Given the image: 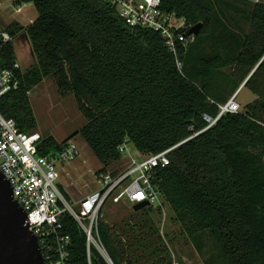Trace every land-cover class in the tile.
I'll list each match as a JSON object with an SVG mask.
<instances>
[{"label":"trees","instance_id":"1","mask_svg":"<svg viewBox=\"0 0 264 264\" xmlns=\"http://www.w3.org/2000/svg\"><path fill=\"white\" fill-rule=\"evenodd\" d=\"M13 3H31L36 11L32 23L5 29L12 39L27 35L35 63L16 71L18 88L0 100V113L36 134L29 94L53 78L61 95L74 97L85 124L63 143L43 140L41 154L79 135L106 170L120 162L125 142L151 155L178 145L156 179L173 219L201 253L204 238H214L217 254L206 264H264V3L162 0V11L185 20L182 33L201 24L194 43L179 51L180 69L159 33L130 27L100 0ZM222 8L245 24L227 19ZM12 41L0 45V69L16 63ZM254 69L243 88L259 99L219 117ZM204 116L215 122L209 127ZM102 215L98 232L114 264H140L138 247L166 264L164 250L152 248L148 236L118 241ZM60 222L71 240L68 264H88L85 234L67 213ZM91 264H107L94 248Z\"/></svg>","mask_w":264,"mask_h":264},{"label":"built area","instance_id":"2","mask_svg":"<svg viewBox=\"0 0 264 264\" xmlns=\"http://www.w3.org/2000/svg\"><path fill=\"white\" fill-rule=\"evenodd\" d=\"M100 1L115 9L130 27L159 33L166 48L176 58L177 68H181L179 51H185L194 43L196 35L181 32L186 29L185 20L175 13L162 11V0ZM22 12L23 7L16 6L15 13ZM10 41V34L0 28V45ZM17 70H21L17 63L13 68L0 69V100L18 88ZM240 110L233 97L220 107L219 117ZM204 119L210 123L209 127L215 122L207 116ZM40 144L36 134L20 131L14 120L0 113V172L10 184L14 200L27 214L29 231L37 238L44 264H68L71 240L61 233L60 216L64 213L69 214L85 234L88 264H91L92 248L107 264H114L99 236L100 213L108 202L118 204L121 201L132 207L146 203L144 208L164 209L157 174L170 164L169 154L178 145L151 155L137 150L132 152L127 149L129 143L125 142L119 147L120 162L114 164L115 167L92 173L96 189L75 200L70 196L67 198L63 192L65 188L60 183L58 164H71L79 158L77 143L68 140L56 153L47 155L41 154Z\"/></svg>","mask_w":264,"mask_h":264},{"label":"rangeland","instance_id":"3","mask_svg":"<svg viewBox=\"0 0 264 264\" xmlns=\"http://www.w3.org/2000/svg\"><path fill=\"white\" fill-rule=\"evenodd\" d=\"M256 1L264 3V0ZM240 5L243 6L242 4L238 6L241 7ZM16 6L13 0H0L1 29L5 30L14 21L20 26H25L35 18L36 11L31 3L23 4V12L20 14L15 13ZM215 10L218 12L219 8L215 6ZM220 12H224L227 19L232 17L239 24H245V21L242 20L244 18L233 10L222 8ZM12 40L16 63L22 71H25L35 63L28 37L26 34L20 33ZM29 98L37 121L36 135L39 137V142L51 137L57 143H63L85 124V119L78 110L74 97L61 95L53 78H47L36 86L30 92ZM256 99L259 97L245 88H241L234 97V101L240 105L241 110L246 104ZM71 140H75L77 143L80 156L71 164H58V169L60 183L63 184L67 194L76 200L96 189L93 182L95 178L92 173L96 170H102L103 166L98 163L79 135ZM127 149L136 152L133 144H128ZM126 155L127 152L124 153V156ZM112 167L115 165L109 168ZM74 208H76L75 205ZM102 213L101 218L118 241L125 242L123 240L131 238L132 234L144 238L148 236V240L153 241L152 248L159 247V250L160 248L164 250L162 256L165 254L166 264H206L217 254L216 242L211 236L204 238V251L199 252L184 234L180 225L173 219L174 214L166 203L164 209L136 213L131 204L125 201L118 204L108 202ZM138 255H144L139 262L140 264H155L159 258L156 255L152 256L149 251L143 250L142 247H138Z\"/></svg>","mask_w":264,"mask_h":264},{"label":"water","instance_id":"4","mask_svg":"<svg viewBox=\"0 0 264 264\" xmlns=\"http://www.w3.org/2000/svg\"><path fill=\"white\" fill-rule=\"evenodd\" d=\"M200 29L201 24H197L187 32V35L194 34L197 36L200 33ZM255 69L235 95L243 88ZM261 106L264 107V101ZM145 206H147L146 203H139L133 206V210L134 212H139ZM0 264H44L37 238L29 231L27 214L14 200L10 184L1 172Z\"/></svg>","mask_w":264,"mask_h":264},{"label":"crops","instance_id":"5","mask_svg":"<svg viewBox=\"0 0 264 264\" xmlns=\"http://www.w3.org/2000/svg\"><path fill=\"white\" fill-rule=\"evenodd\" d=\"M253 1H255V2H259V1H256V0H253Z\"/></svg>","mask_w":264,"mask_h":264},{"label":"bare ground","instance_id":"6","mask_svg":"<svg viewBox=\"0 0 264 264\" xmlns=\"http://www.w3.org/2000/svg\"><path fill=\"white\" fill-rule=\"evenodd\" d=\"M78 146V145H77ZM79 149V148H78ZM80 152V151H79Z\"/></svg>","mask_w":264,"mask_h":264}]
</instances>
